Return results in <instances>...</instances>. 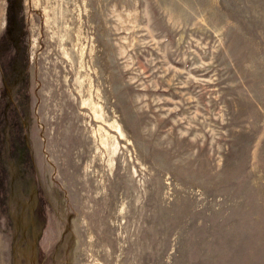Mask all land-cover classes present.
<instances>
[{
	"label": "rangeland",
	"instance_id": "1",
	"mask_svg": "<svg viewBox=\"0 0 264 264\" xmlns=\"http://www.w3.org/2000/svg\"><path fill=\"white\" fill-rule=\"evenodd\" d=\"M0 264H264V0H0Z\"/></svg>",
	"mask_w": 264,
	"mask_h": 264
}]
</instances>
